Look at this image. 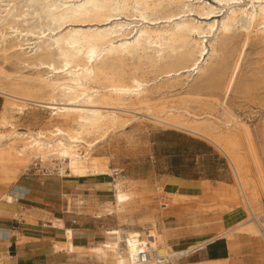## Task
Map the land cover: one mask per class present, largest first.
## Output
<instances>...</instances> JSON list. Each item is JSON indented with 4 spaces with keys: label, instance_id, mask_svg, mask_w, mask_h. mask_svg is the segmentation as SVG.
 Here are the masks:
<instances>
[{
    "label": "bare ground",
    "instance_id": "obj_1",
    "mask_svg": "<svg viewBox=\"0 0 264 264\" xmlns=\"http://www.w3.org/2000/svg\"><path fill=\"white\" fill-rule=\"evenodd\" d=\"M213 1L220 11L226 9L222 20H213L220 11L208 0H0V80L5 81L0 93L8 99L0 117V215L1 209H13L2 204L1 190L18 183L32 161L49 160L53 168L52 159L59 160L62 173L71 172L65 182L112 184L118 209L131 200L119 183L111 182L107 163L92 158L99 143L130 128L135 112L150 109L155 94L200 77L214 57L223 56L222 65H228L227 56L235 50L239 35L241 48L231 73L212 91L223 90L224 97L229 96L247 49L264 50V0H249L251 8L239 5L241 0ZM123 17L135 19L127 22ZM3 64L14 65L17 76ZM257 64L254 74L264 99V58ZM156 74L167 78V83L151 80ZM198 100L209 108L219 104ZM29 105L52 111L51 130L23 133L17 129L12 121ZM158 111L161 115L152 116V121L199 135L229 158L251 214L252 221L242 230L256 234L258 229L264 238V229L257 227L256 194L247 197L246 193L250 184L242 150L254 153L248 126L226 109L223 115L232 119L224 127L211 113L182 120L184 112L175 108L164 106ZM259 180L264 190L262 175ZM17 183L10 191L13 194L26 189ZM4 202L12 203L13 198L8 194ZM106 210L113 214V208ZM233 211L239 216V207ZM47 225L63 232L64 243L56 246L58 250H80L62 220ZM156 233L161 239L167 234L166 230ZM123 234L131 239L139 233L109 230L106 242L82 252L101 263L116 264ZM208 241L199 238L195 246L177 253L186 256Z\"/></svg>",
    "mask_w": 264,
    "mask_h": 264
},
{
    "label": "rangeland",
    "instance_id": "obj_2",
    "mask_svg": "<svg viewBox=\"0 0 264 264\" xmlns=\"http://www.w3.org/2000/svg\"><path fill=\"white\" fill-rule=\"evenodd\" d=\"M249 2V0H241L238 4H248V8H251ZM208 3L219 8L218 11H220L219 4L213 0H208ZM225 12L226 9H222L216 15L218 17L213 20H222ZM134 19L123 17V20L127 22ZM240 33L242 32H237V35ZM241 37V35L238 36L235 50L227 56L228 65H222L223 56L214 57L200 77H196L194 81H184L171 91L163 89V95L155 94L153 101L150 102V109L144 107L135 112V119H133L134 122L130 128L110 135L94 149L92 158H100L107 163L111 182L119 183L122 191L130 194L131 200L119 209L116 208L115 191L111 184V187H107V192L97 193L96 197L87 198L86 201L80 197H68L69 202L71 201L69 209L72 213L97 219L106 228L110 227L109 230H128L141 233L143 236H146L148 231H152L158 243L167 246L173 252L195 246L199 238L210 241L224 237L231 243H235L237 247L241 242H244L249 247L251 258L255 260L254 264H264L263 236L258 232V229H256V234L242 230L246 229V224L252 221L251 214L229 158L216 145L199 135L151 120L152 116H160L161 113L158 110L166 106L184 112L182 120L191 119V114L211 113L221 127H224L227 120L232 119L223 115L224 109H226L246 124L254 146L253 154L248 150H242V155L245 158L246 176L250 184V189L246 193L247 197L256 194L255 207L257 216H259L257 227L264 229V190L259 184L260 175L264 179V99L262 93L260 94V86L257 85L258 77L254 74V68L259 65L257 62L264 58V50L255 51L253 47L247 49L235 86L229 96L224 97L223 90L221 92L212 91L214 86L221 87L220 82L226 80L231 73L241 48ZM3 67L9 74L17 76L14 65L3 64ZM23 72L30 73L28 70ZM161 78L162 76L160 77L158 74L150 77L151 80L156 79L158 85L167 83V78ZM4 82V80H0V85H4ZM3 97L6 104L8 99L4 95ZM198 99L211 102L218 100L219 104L216 103L214 107L209 108L203 106V102L200 103ZM51 114L50 110L29 105L24 114L15 116L12 122L23 133L46 132L53 127ZM231 124L235 126L233 121ZM180 131L192 135L200 145H210L221 155L223 158L222 182H201L196 189L185 191L184 186L176 187L175 185L174 189L169 188L171 183H167L163 177L158 175L159 173L154 174L155 170L163 171L165 167L169 166L167 159L154 158V153L158 152L162 143H191L193 141L191 137L183 136ZM254 158L257 159L258 165L254 163ZM51 162L55 165L53 168L49 160L43 163L32 161L27 170L18 177V183L15 181L1 190L2 204L13 208L7 211L1 209V218L12 219L21 213L29 224H37V220L44 218L28 211L22 204H18V208L5 204L4 197L12 191L16 183L21 185L24 180H35L44 175H53V177L64 180L67 175H70L69 169L66 170V173H62L63 166L59 160L52 159ZM201 168L206 170L207 175L210 174L208 165ZM59 173L62 175L60 176ZM236 203L238 204L236 205ZM162 204L166 205V209L161 206ZM108 207L113 208L112 215H108L109 212L106 210ZM237 207L240 210L239 213L237 212L239 216L235 215L233 211ZM47 216L46 220L57 222L58 217ZM164 230L167 233L164 239L156 237V232ZM225 233L227 234L225 235Z\"/></svg>",
    "mask_w": 264,
    "mask_h": 264
},
{
    "label": "crops",
    "instance_id": "obj_3",
    "mask_svg": "<svg viewBox=\"0 0 264 264\" xmlns=\"http://www.w3.org/2000/svg\"><path fill=\"white\" fill-rule=\"evenodd\" d=\"M5 109V99L0 93V117ZM181 133V131H180ZM183 136L192 138L191 143L174 142L162 143L155 157H162L169 161V166L163 171L155 170V175L163 177L174 189L175 185L184 186L185 191L196 189L200 183L215 181L222 182L223 158L210 145H200L189 133ZM202 164V165H201ZM200 165V166H199ZM208 165V173L202 169ZM202 169V170H201ZM162 173V174H161ZM21 186L28 189L21 191L24 197L18 204H22L28 211L44 218L37 220V224H29L21 214L20 218L3 219L0 217V231L6 238L5 249L9 258L4 264H98L90 255L83 253V248L92 247L107 241V231L110 227L91 217L69 212L68 197L87 198L96 197L95 194L107 192L111 184L71 183L51 176H42L35 180H24ZM105 188V189H104ZM109 191V190H108ZM94 195V196H93ZM18 204L11 205L18 208ZM23 211V209H20ZM47 215L58 217L66 229L73 231V245L80 250L68 253L58 250L57 245L64 243L62 231H52L47 227ZM74 221L76 223H74ZM184 245V244H183ZM249 247L241 242L239 247L227 238L218 237L197 247L186 255L178 264H254Z\"/></svg>",
    "mask_w": 264,
    "mask_h": 264
},
{
    "label": "built area",
    "instance_id": "obj_4",
    "mask_svg": "<svg viewBox=\"0 0 264 264\" xmlns=\"http://www.w3.org/2000/svg\"><path fill=\"white\" fill-rule=\"evenodd\" d=\"M59 175L61 176L62 174L59 173ZM9 196L13 198V202L7 203V205H16L24 197V194L22 192L19 194L10 192ZM70 206L71 202L67 199L69 212H71ZM20 217L21 214L15 216L17 219ZM74 223L76 222L74 221ZM123 236L124 239L117 250L118 261L116 264H177L185 257L179 256L177 252H173L167 246L158 243L152 231H148L146 236L141 233L135 234L131 239L127 238L125 234ZM5 239L4 233H0V264H4L9 258V253L4 245Z\"/></svg>",
    "mask_w": 264,
    "mask_h": 264
}]
</instances>
